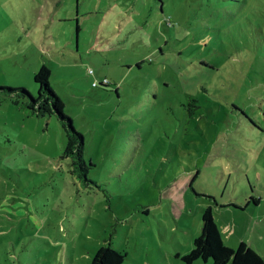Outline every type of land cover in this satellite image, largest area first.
I'll use <instances>...</instances> for the list:
<instances>
[{
    "label": "rangeland",
    "instance_id": "1",
    "mask_svg": "<svg viewBox=\"0 0 264 264\" xmlns=\"http://www.w3.org/2000/svg\"><path fill=\"white\" fill-rule=\"evenodd\" d=\"M42 67L98 185L0 93V264H185L208 207L264 258V0H0V87Z\"/></svg>",
    "mask_w": 264,
    "mask_h": 264
},
{
    "label": "trees",
    "instance_id": "2",
    "mask_svg": "<svg viewBox=\"0 0 264 264\" xmlns=\"http://www.w3.org/2000/svg\"><path fill=\"white\" fill-rule=\"evenodd\" d=\"M49 76L50 72L45 67H42L36 74L35 81L38 84L36 96L32 95L26 88L21 87H0V93L13 96L15 103L25 106L30 115L57 116L67 137L64 155L72 156V165L75 166V170H80L79 176L88 188L91 184L97 186L96 181L88 179L89 167L84 160L83 137L76 131L72 119L64 113L61 99L49 84ZM20 99H23L24 102L21 103ZM255 203L258 201L255 200ZM125 257L123 252L108 244L98 249L91 264H123ZM181 258L185 264H193L198 260H202L205 264H264V258L244 242H240L236 249L224 244L211 207L203 212L202 230L200 235L194 239L192 250Z\"/></svg>",
    "mask_w": 264,
    "mask_h": 264
},
{
    "label": "built area",
    "instance_id": "3",
    "mask_svg": "<svg viewBox=\"0 0 264 264\" xmlns=\"http://www.w3.org/2000/svg\"><path fill=\"white\" fill-rule=\"evenodd\" d=\"M89 73L92 74L93 73V70H89ZM107 81H104V83H106ZM94 85H97L99 83H93Z\"/></svg>",
    "mask_w": 264,
    "mask_h": 264
}]
</instances>
